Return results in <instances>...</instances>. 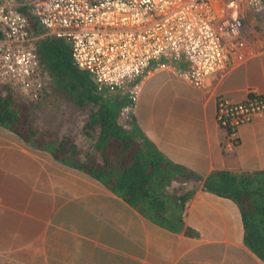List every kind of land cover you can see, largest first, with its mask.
<instances>
[{
    "label": "crops",
    "instance_id": "1",
    "mask_svg": "<svg viewBox=\"0 0 264 264\" xmlns=\"http://www.w3.org/2000/svg\"><path fill=\"white\" fill-rule=\"evenodd\" d=\"M254 32L243 56L205 87L170 67L153 68L142 80L132 122L168 159L196 174L170 187L192 190L180 231L146 217L77 167L97 132L58 130L76 144L64 162L0 125V264H264L244 243L238 204L202 187L213 169H264V112L240 125L236 143L215 116L219 94L240 101L264 93V36ZM113 97L123 103L122 94Z\"/></svg>",
    "mask_w": 264,
    "mask_h": 264
},
{
    "label": "built area",
    "instance_id": "2",
    "mask_svg": "<svg viewBox=\"0 0 264 264\" xmlns=\"http://www.w3.org/2000/svg\"><path fill=\"white\" fill-rule=\"evenodd\" d=\"M263 10L264 0H35L33 24L14 4L0 0V82L26 99L39 98L50 80L36 41L45 35L64 38L75 64L98 88L124 96L118 117L130 128L152 66L170 67L205 87L243 56ZM259 112H264V93L240 101L216 97V120L232 143L240 125Z\"/></svg>",
    "mask_w": 264,
    "mask_h": 264
},
{
    "label": "trees",
    "instance_id": "3",
    "mask_svg": "<svg viewBox=\"0 0 264 264\" xmlns=\"http://www.w3.org/2000/svg\"><path fill=\"white\" fill-rule=\"evenodd\" d=\"M34 2L20 0L16 4L33 24ZM35 45L41 67L50 80L43 95L58 93L75 107H84V132L91 129L98 133L92 151H87V159L77 167L136 206L146 217L180 231L181 211L192 190L178 189V192L174 187L170 191V187L176 180L196 174L168 159L133 122L130 129L123 127L118 117L122 103L113 97L120 92L113 88H98L90 73L73 61L66 39L45 35ZM27 102L10 83L0 82V125L68 162L76 144L65 134L60 137L56 130H37ZM202 185L203 189L229 197L238 204L244 243L264 259V169L240 172L213 169Z\"/></svg>",
    "mask_w": 264,
    "mask_h": 264
},
{
    "label": "rangeland",
    "instance_id": "4",
    "mask_svg": "<svg viewBox=\"0 0 264 264\" xmlns=\"http://www.w3.org/2000/svg\"><path fill=\"white\" fill-rule=\"evenodd\" d=\"M4 2L16 4L20 0H2ZM34 1V0H32ZM264 10L257 16L256 23L253 25V30H256L259 35L264 36ZM153 66L150 70H153ZM176 67V72H178ZM177 74V73H176ZM219 75V74H218ZM54 92V91H53ZM120 96V95H119ZM117 99V98H116ZM27 106L30 107L31 118L33 124L37 128H51L56 131L63 132L66 128H76L83 124V118L86 116L84 107H75L66 97L58 93L41 95L39 98L27 99ZM69 113V119L65 118V114ZM43 116V117H42ZM235 141V140H234ZM238 142V140L236 141ZM235 142V143H236ZM84 144L83 146H85ZM80 146V145H79Z\"/></svg>",
    "mask_w": 264,
    "mask_h": 264
},
{
    "label": "bare ground",
    "instance_id": "5",
    "mask_svg": "<svg viewBox=\"0 0 264 264\" xmlns=\"http://www.w3.org/2000/svg\"><path fill=\"white\" fill-rule=\"evenodd\" d=\"M238 60V59H237ZM236 62V61H235Z\"/></svg>",
    "mask_w": 264,
    "mask_h": 264
}]
</instances>
